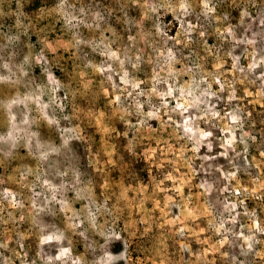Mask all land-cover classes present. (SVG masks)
Returning a JSON list of instances; mask_svg holds the SVG:
<instances>
[{
	"label": "clouds",
	"instance_id": "1",
	"mask_svg": "<svg viewBox=\"0 0 264 264\" xmlns=\"http://www.w3.org/2000/svg\"><path fill=\"white\" fill-rule=\"evenodd\" d=\"M0 264H264V0H0Z\"/></svg>",
	"mask_w": 264,
	"mask_h": 264
}]
</instances>
